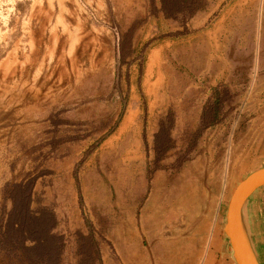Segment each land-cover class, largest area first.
Segmentation results:
<instances>
[{
    "label": "rangeland",
    "instance_id": "rangeland-1",
    "mask_svg": "<svg viewBox=\"0 0 264 264\" xmlns=\"http://www.w3.org/2000/svg\"><path fill=\"white\" fill-rule=\"evenodd\" d=\"M96 1L64 0V9L85 8L88 24L105 26L96 36H110V48L95 45L86 25L76 30L74 18L66 17L67 34L27 25V16L51 11L48 0L7 5L13 11L7 27L0 24V225L14 185L32 179L30 210L53 213L60 264H217L211 242L199 243L186 227L191 173L183 172L201 161L198 184L215 167L227 183L233 170L244 178L264 164V133L254 131L264 122V0L250 17L248 44L233 39L225 49L220 0H202L185 22L164 17L159 0H101L99 13ZM44 54L50 62L42 70ZM216 88H228L231 98L221 121L196 138ZM169 110L174 146L157 164L154 134ZM219 125L221 136L212 140ZM262 192L250 196L244 214L264 264ZM86 241L92 248L83 249ZM219 241L221 264H236L221 230ZM0 264L25 263L0 251Z\"/></svg>",
    "mask_w": 264,
    "mask_h": 264
},
{
    "label": "crops",
    "instance_id": "crops-1",
    "mask_svg": "<svg viewBox=\"0 0 264 264\" xmlns=\"http://www.w3.org/2000/svg\"><path fill=\"white\" fill-rule=\"evenodd\" d=\"M46 4L51 5V11L48 8H41L40 15H29L26 24L30 27L32 24L35 26L36 31L49 29L50 31L56 32L61 27L65 33H68V27L65 25L66 17L70 20L74 18L76 20L75 28L80 30L82 33V28L84 25L92 31L89 33V38L95 41V45L103 47H111L112 38L109 36L107 38H100L96 36V32L107 33L105 26L95 23H89L88 11L85 8L79 7L76 13L69 11L65 8L64 0H48ZM97 6L99 7L96 11L102 12L103 6L101 0H97ZM264 5V3H263ZM57 8L58 10H55ZM257 8V0H220V21L218 26H221V46L225 49L231 40H239L238 46L242 47L248 44L249 32L252 29L253 23L250 21V17L254 16L255 10ZM69 11V12H67ZM67 13V14H66ZM264 28V22H263ZM218 30V29H217ZM76 38H82V35H76ZM87 39V37H86ZM34 40V37H32ZM70 44H74L79 40H73ZM39 43L32 41L31 46H38ZM51 47V46H49ZM55 49V46H52ZM40 57V62L42 64V70L45 64L50 62V58L44 55H38ZM27 60H29L27 58ZM41 70V71H42ZM32 83H34L32 81ZM263 108V107H262ZM261 119H264L261 118ZM257 137L264 133V122L260 121L256 123ZM255 136V134H253ZM220 125L217 130L214 131L212 140L219 139ZM205 158V157H204ZM210 158V157H209ZM208 159V158H207ZM194 167L188 166L183 175L190 174L188 183L190 184L191 190H189L188 197L183 202V207L185 209V220L186 227L192 231L195 238L199 240V243L204 244L205 240H208V244L211 242L210 251L212 254H220L219 261L217 264H221V251H220V230L223 232V225L225 221V211L228 202L229 195L236 185V183L243 177L240 176L241 171L233 170L230 177H227V183H221L219 180L221 171H217L215 167L210 170L208 177L205 182L198 184V178L203 174V164L201 161H195ZM212 168V167H211ZM200 183V182H199ZM205 183V184H204ZM188 189V188H187ZM264 196V192L260 194ZM250 202V198L246 204ZM212 240V241H211ZM204 242V243H203ZM223 251V250H222ZM227 258L226 254L224 255Z\"/></svg>",
    "mask_w": 264,
    "mask_h": 264
},
{
    "label": "trees",
    "instance_id": "trees-1",
    "mask_svg": "<svg viewBox=\"0 0 264 264\" xmlns=\"http://www.w3.org/2000/svg\"><path fill=\"white\" fill-rule=\"evenodd\" d=\"M159 2L164 17L185 22L199 9L202 0H159ZM131 31L128 34H131ZM213 96V101L201 111L199 127L195 132L196 138L202 135L203 130L221 121V107L230 100L231 93L228 88H216ZM173 116V112L169 110L154 134V161L157 164L174 146L170 132ZM184 160L185 158L180 156L175 166H181ZM32 185L33 181L30 179L26 183L15 184L10 191L11 207L4 223L0 225V251L8 258L13 257L25 264H60L61 237L53 233L56 219L47 209L38 214L30 210ZM90 248L92 243L84 242L83 249ZM90 263L89 258H84L79 264Z\"/></svg>",
    "mask_w": 264,
    "mask_h": 264
},
{
    "label": "water",
    "instance_id": "water-1",
    "mask_svg": "<svg viewBox=\"0 0 264 264\" xmlns=\"http://www.w3.org/2000/svg\"><path fill=\"white\" fill-rule=\"evenodd\" d=\"M262 186L264 164L241 178L229 195L223 233L229 242L236 264H262L254 249L244 214L250 196ZM181 223L182 219H178L177 224Z\"/></svg>",
    "mask_w": 264,
    "mask_h": 264
},
{
    "label": "clouds",
    "instance_id": "clouds-1",
    "mask_svg": "<svg viewBox=\"0 0 264 264\" xmlns=\"http://www.w3.org/2000/svg\"><path fill=\"white\" fill-rule=\"evenodd\" d=\"M15 0H0V24L7 27L9 15L13 11L12 8H8L7 5L14 4Z\"/></svg>",
    "mask_w": 264,
    "mask_h": 264
}]
</instances>
